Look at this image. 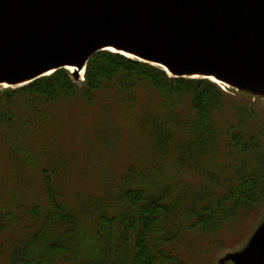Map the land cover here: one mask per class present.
Wrapping results in <instances>:
<instances>
[{
  "label": "trees",
  "instance_id": "1",
  "mask_svg": "<svg viewBox=\"0 0 264 264\" xmlns=\"http://www.w3.org/2000/svg\"><path fill=\"white\" fill-rule=\"evenodd\" d=\"M73 78L59 69L0 90V144L12 156L38 165L50 156L58 106L77 95L135 111L144 142L99 192L65 190L52 177L67 162L63 152L59 163L56 151L45 158L52 167L41 168L43 193L13 195L0 211V230H13L0 242L5 264H201L196 251L206 255L228 227L264 206V126L252 103L208 79L172 77L110 51L88 60L82 82Z\"/></svg>",
  "mask_w": 264,
  "mask_h": 264
},
{
  "label": "water",
  "instance_id": "2",
  "mask_svg": "<svg viewBox=\"0 0 264 264\" xmlns=\"http://www.w3.org/2000/svg\"><path fill=\"white\" fill-rule=\"evenodd\" d=\"M100 51L264 97V0H0V86L78 77ZM228 259L264 264V222Z\"/></svg>",
  "mask_w": 264,
  "mask_h": 264
},
{
  "label": "rangeland",
  "instance_id": "3",
  "mask_svg": "<svg viewBox=\"0 0 264 264\" xmlns=\"http://www.w3.org/2000/svg\"><path fill=\"white\" fill-rule=\"evenodd\" d=\"M73 79L78 84L83 81L81 76L77 78L74 76ZM217 85L223 92L235 94L236 99L242 103H252L260 115L259 122L264 126L263 96H250L233 87L227 88L221 84L225 87L223 88ZM5 88L0 86V90ZM58 111L61 124L59 133L57 132L58 141H53L48 152L51 155L41 158L38 161L39 165L34 164L32 160L27 163L20 162L12 156L9 146L0 144V211L11 207L13 195L27 201L30 195L32 197L34 194L43 193L41 168L45 163L50 165L51 162L45 158H50L55 151L54 160L61 150L67 162L60 175L52 177L55 181L57 178L63 180L60 185L70 193L78 190L99 192L104 188L105 182L116 180L123 174L128 163L135 161L136 152L139 150L136 146L144 142L141 132L135 130V111L127 113L121 106L109 102L103 95H98L90 104L85 103L81 96L77 95L67 103L60 104ZM230 111L226 109L224 112L223 117L226 120L231 119ZM35 150L38 152L37 148ZM57 162L59 163V160ZM193 178L191 176V179ZM263 222L264 206L243 218L236 227H228L220 242L209 246L206 255L201 253L199 255L201 249L196 251L193 254L195 260L201 264H233L228 258L245 251ZM11 231L13 230H0V242L7 241L11 237ZM190 239L197 242L199 237L195 235ZM0 264H5L2 256Z\"/></svg>",
  "mask_w": 264,
  "mask_h": 264
},
{
  "label": "bare ground",
  "instance_id": "4",
  "mask_svg": "<svg viewBox=\"0 0 264 264\" xmlns=\"http://www.w3.org/2000/svg\"><path fill=\"white\" fill-rule=\"evenodd\" d=\"M70 69H71V70H74L75 67H71ZM80 76H81V77L83 76V70L80 72ZM210 79H211L212 81H214L215 83L222 84V81L217 80V79H215L214 77H212V78H210Z\"/></svg>",
  "mask_w": 264,
  "mask_h": 264
}]
</instances>
